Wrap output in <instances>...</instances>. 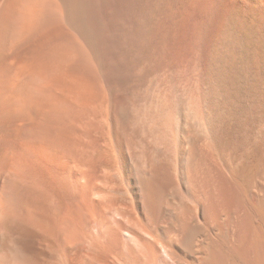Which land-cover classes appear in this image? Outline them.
<instances>
[{
  "label": "bare ground",
  "instance_id": "1",
  "mask_svg": "<svg viewBox=\"0 0 264 264\" xmlns=\"http://www.w3.org/2000/svg\"><path fill=\"white\" fill-rule=\"evenodd\" d=\"M100 1L0 0V264H264V0Z\"/></svg>",
  "mask_w": 264,
  "mask_h": 264
},
{
  "label": "rangeland",
  "instance_id": "2",
  "mask_svg": "<svg viewBox=\"0 0 264 264\" xmlns=\"http://www.w3.org/2000/svg\"><path fill=\"white\" fill-rule=\"evenodd\" d=\"M103 1L104 0L99 2V4L101 3L99 5L100 13L102 18L104 17L103 19L106 22L107 31L108 33H110L112 29H114L113 31L116 30V24H118L119 22H123L122 20L125 15L124 12H126V3L128 2V0H108L106 3H104ZM112 34H114V32Z\"/></svg>",
  "mask_w": 264,
  "mask_h": 264
}]
</instances>
